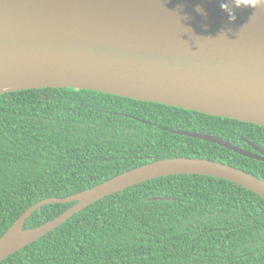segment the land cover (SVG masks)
<instances>
[{
    "label": "trees",
    "instance_id": "trees-1",
    "mask_svg": "<svg viewBox=\"0 0 264 264\" xmlns=\"http://www.w3.org/2000/svg\"><path fill=\"white\" fill-rule=\"evenodd\" d=\"M264 149V128L75 89L0 95V237L31 206L66 198L141 165L206 159L264 181V162L176 134ZM75 203L49 204L24 229ZM0 264H264V200L199 175L150 180L97 201Z\"/></svg>",
    "mask_w": 264,
    "mask_h": 264
},
{
    "label": "water",
    "instance_id": "water-1",
    "mask_svg": "<svg viewBox=\"0 0 264 264\" xmlns=\"http://www.w3.org/2000/svg\"><path fill=\"white\" fill-rule=\"evenodd\" d=\"M75 89L222 117L264 128V0H0V95ZM178 135L264 162L209 134ZM174 175L221 179L264 200V181L206 159L141 165L66 198L29 207L0 237V263L88 206ZM75 204L33 229L49 204Z\"/></svg>",
    "mask_w": 264,
    "mask_h": 264
},
{
    "label": "flooded vegetation",
    "instance_id": "flooded-vegetation-1",
    "mask_svg": "<svg viewBox=\"0 0 264 264\" xmlns=\"http://www.w3.org/2000/svg\"><path fill=\"white\" fill-rule=\"evenodd\" d=\"M249 146V145H248ZM250 147V146H249ZM251 148V147H250ZM259 148H261L260 146H259ZM252 149V148H251ZM261 149H263V148H261ZM253 150V149H252ZM264 150V149H263ZM254 151V150H253ZM250 152V151H249ZM252 153V152H251ZM255 153V152H254Z\"/></svg>",
    "mask_w": 264,
    "mask_h": 264
}]
</instances>
